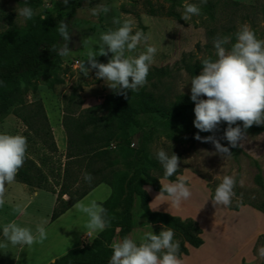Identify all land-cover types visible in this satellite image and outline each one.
<instances>
[{
    "label": "rangeland",
    "instance_id": "obj_1",
    "mask_svg": "<svg viewBox=\"0 0 264 264\" xmlns=\"http://www.w3.org/2000/svg\"><path fill=\"white\" fill-rule=\"evenodd\" d=\"M27 1L0 0V12L13 15L12 20H0V49L16 50L28 46L38 38H45L49 34L58 32L59 22L62 20L66 22L75 0H69L67 5L63 3V0H40V5L34 9L37 14L32 19L25 20L17 14L16 9L27 6ZM178 1L180 4L176 10L182 15L186 0ZM187 2L195 3L200 7V0H187ZM217 2L219 5L214 21H211L201 10L199 16H193L188 21L183 20V23L165 15L172 6L169 0H89L85 2L72 21V32L68 42L69 50L72 52L68 56H59L52 66V71H42L29 77L30 89L22 91L20 104L7 113H0V132L22 134L27 137V157L38 164L47 176L50 187L58 193L63 173L62 165L66 162L67 145L66 148L58 146L59 140L51 124L52 134L44 123L36 122L35 119H30V124H26L16 111L22 109V113L30 117L39 107L40 101L50 123L49 115L54 110L62 118L65 109L78 113L82 109L102 105L109 95L115 94L114 91L106 86L103 79L96 78L97 70H91L88 76H84L79 70L78 62L85 61V67L90 68L86 61L87 53L99 50L102 32L118 27L112 23L113 17L119 18L121 22L125 19L133 20L135 22L133 32L141 30L146 35H150L147 44L157 48L154 63L149 71L168 68L171 72V76L163 79L154 75L147 77V84L141 89L152 93L157 99L163 96L171 109L164 114L146 113L132 97H129L128 101L137 109L140 120L148 125L145 131L151 132L149 159H156V153L160 149H164L169 155L175 153L180 158L178 166L180 174L177 178L183 177L186 186L192 192L189 200L176 206L171 203L167 195L157 198L160 193L144 185L143 190L151 197L150 208L153 212L168 213L182 219H193L202 229L205 247H199V249L190 247L189 249H192L190 255L182 257V264H242L243 261L254 264L255 246L259 239L264 242V212L252 207L263 208L264 206V192L255 182L257 173L255 162L260 165L264 176V131L247 132V138L241 141L243 147L240 148L248 156L240 154L238 158L232 156L230 159H225L217 153L213 144L188 138L183 133L185 127L196 134L199 132L193 124L195 103L190 99V81L193 75L184 68L183 58L187 57L191 65H199L201 69L195 76L200 75L201 61L209 57L216 59L215 49L206 48V45L211 43L208 31L213 28H217L218 34L222 36H231V42L234 43L235 33L239 27L248 24L258 39H264V0H217ZM100 3L107 4L110 11L107 14H100L98 18L91 17L90 8ZM45 4L51 6L45 7ZM41 15H47V19L41 20ZM176 25L181 27L178 28ZM146 46L145 44L138 46L133 55L144 51ZM226 47L230 48L231 44ZM111 56L112 54L109 53L108 56H97L96 59L100 63H107ZM52 81L54 82L53 90L47 85V82ZM34 88H36L35 91ZM104 113L106 111L99 114ZM166 116L171 119L167 124H157L156 128L152 127V129L149 127L153 119ZM120 123L122 137L111 147L113 149L123 147V149L116 157L115 174L110 176L107 174V178L109 177L115 184V194H118L123 178L131 169L139 143L144 140L142 130L129 120L126 113L120 115ZM58 129L63 130L67 138L62 122ZM210 133L212 132H199V135L203 137ZM220 143L224 145L221 141ZM153 174L160 176L159 172H153ZM225 175L235 176L236 195L230 206H237L239 210L213 204L211 194L215 193L216 187ZM144 179L145 177H142V180ZM160 181L165 184L172 182L168 179H160ZM241 181H243L242 184ZM110 189L113 191L112 188ZM103 196L101 192H98L85 204ZM29 212L33 213V208ZM132 212L138 220V226L128 236L135 239L137 244L140 243V238L145 231H153L158 235L164 230L161 225L147 222V216L141 209L138 196L134 199ZM41 213V220L46 219L44 210ZM87 220L86 214L78 210L73 212L59 226L48 232V245L42 253L47 254L48 248H58L57 243H60L58 241H62L63 238L74 241L81 232L87 231L85 228ZM179 240L181 238L174 234V241ZM262 262L264 264V260Z\"/></svg>",
    "mask_w": 264,
    "mask_h": 264
},
{
    "label": "clouds",
    "instance_id": "obj_2",
    "mask_svg": "<svg viewBox=\"0 0 264 264\" xmlns=\"http://www.w3.org/2000/svg\"><path fill=\"white\" fill-rule=\"evenodd\" d=\"M68 2L69 0H63L65 5ZM200 3L206 4L207 0H200ZM50 6L45 4V7ZM183 7L181 18L184 21L201 14V8L195 3H188L186 0ZM89 11L91 17L98 18L102 13L107 14L110 7L100 3ZM16 12L25 20L32 19L37 14L29 6L18 8ZM40 19H47V15H41ZM112 23L118 27L101 33L102 43L99 50L87 53L86 61L90 68L85 67V61H79V70L84 76H88L91 70H97V79H103L116 95L126 97L128 91L137 92L147 84V76L154 63L157 48L147 44L150 35L141 30L133 32V20L125 19L121 22L119 18L113 17ZM57 27L65 43L52 45V50L58 56H68L72 52L68 47V25L62 20ZM231 41L232 37L227 35L217 34L213 38L216 59L209 57L201 61L202 72L193 76L190 81V99L195 103L194 127L199 132L215 133L220 123L226 122L228 127L220 139L227 140L231 148H236L243 147L241 141L246 140L250 127L254 124L264 125V39H258L250 26L243 24L235 33V42ZM141 44L147 45L145 50L133 55ZM229 44L231 47H226ZM109 53L112 56L107 63L97 61V56H108ZM201 96L207 98L201 99ZM238 121L242 122L243 127L237 124ZM199 132L194 136L196 140L213 144L216 152L225 159L232 157L230 148L222 145L215 135L201 137ZM27 148L26 136L0 132V207L5 204L6 185L16 182L18 170L26 159ZM156 159L164 169L165 178L177 173L180 158L175 153L169 155L164 149H160L156 153ZM83 179L91 183L93 177L85 172ZM236 183L234 175H225L215 189L213 204L230 206L236 195ZM161 184V192L157 198L167 194L171 203L176 206L192 196L183 177L176 182ZM73 207L88 217L85 224L88 236L103 232L110 226L111 218L108 217L107 210L96 200H91L88 204L77 201ZM15 211L21 215L26 214L25 209L19 205ZM47 223V219H42L37 225L36 234L28 227L19 226L15 220L5 224L2 230L5 242L0 243V247L7 248L9 243L21 248L42 244L47 239ZM109 247L112 250L109 264H182L179 258L180 244L179 241H174V232L170 228H164L158 235L153 231H145L139 244L131 236H125L122 241L115 239ZM258 255L264 259V246L258 249Z\"/></svg>",
    "mask_w": 264,
    "mask_h": 264
},
{
    "label": "trees",
    "instance_id": "obj_3",
    "mask_svg": "<svg viewBox=\"0 0 264 264\" xmlns=\"http://www.w3.org/2000/svg\"><path fill=\"white\" fill-rule=\"evenodd\" d=\"M89 0H75L66 19L69 28V34L72 32V21L76 17L79 9ZM172 3L171 8L165 15L183 23L182 15L176 10L180 4L178 0H169ZM41 3L40 0H28L26 5L35 9ZM219 5L217 0H207L206 4L200 3V8L211 21L216 19V9ZM237 5V4H235ZM264 13V7H263ZM12 20V14L0 12V20ZM218 34L217 28L210 29L208 36L211 43L206 48H214L213 38ZM63 37H60L59 31L41 37L28 46L16 50L5 51L0 49V113H7L19 105L22 91L30 89L29 77L42 71H52L55 60L59 57L56 51L52 50V45H62ZM184 68L193 76L197 75L201 67L197 64L191 65L187 57L182 60ZM157 76L160 79L171 76L168 68H157L149 71L148 76ZM60 82V81H59ZM62 82V81H61ZM54 82H47L51 90L54 89ZM36 88H34L35 91ZM132 97L146 113H167L171 107L163 96L158 99L144 89L137 92L128 91L127 96L109 95L102 105H96L87 109H82L78 113L65 109L63 124L67 134V152L66 162L63 166L60 191L56 193L50 187L49 180L38 164L27 157L23 166L18 170L16 182L25 184L29 188H36L57 194L56 205L52 214V221L57 220L70 210L77 201H81L90 192L100 184H106L112 188L111 196L105 202L101 203L107 210L108 217L111 218L110 226L101 232L92 243L83 245L81 248L70 251L65 256L57 259L51 264H109L112 250L109 247L114 239L128 236L133 229L138 226V220L133 214V204L136 196L140 198V206L147 216V222L153 225H161L164 228H170L174 234L181 238L179 240L180 250L179 258L189 255V248H199L204 244L202 238V229L193 219H182L163 212H153L150 208L151 197L143 190V186H148L155 192L160 193L162 185L160 179H168L172 182L178 180L180 172L169 178L164 177V171L157 159H149V142L151 141V132L145 131V125L140 118L136 108L128 101ZM39 107L30 117L22 113V109L16 111L17 115L23 119L26 124H30V119L36 122L44 123L50 134H52L49 119L45 113L43 104L39 101ZM25 106V105H24ZM174 106V105H173ZM172 106V107H173ZM106 111L100 115L99 113ZM127 115L130 121L138 126L142 132L144 140L139 143L133 157L131 169L126 177L123 178L121 188L118 194H115V184L107 178L115 174L116 157L121 154L123 147L113 149L111 145L119 141L122 137L120 115ZM77 114V115H76ZM167 116L161 119H153L149 124L150 128H156L155 125H165L169 122ZM241 127L243 124L238 121ZM236 125H233L235 127ZM228 127L226 122H221L215 133L205 136L215 135L220 139L224 130ZM264 131V125H253L247 132L260 133ZM186 137L193 139L196 133L188 128H183ZM225 147H229L234 158L240 154L248 156L240 147L231 148L227 140L220 139ZM257 173L255 182L264 192V176L260 165L255 162ZM90 173L93 177L91 183L83 179L84 173ZM153 172H159L156 176ZM142 177H145L142 180ZM215 193L211 194V198ZM167 195V194H165ZM67 197V199H66ZM252 206V205H251ZM262 212L263 208L252 206ZM231 210H239V207L229 206ZM118 231L116 232V230Z\"/></svg>",
    "mask_w": 264,
    "mask_h": 264
},
{
    "label": "crops",
    "instance_id": "obj_4",
    "mask_svg": "<svg viewBox=\"0 0 264 264\" xmlns=\"http://www.w3.org/2000/svg\"><path fill=\"white\" fill-rule=\"evenodd\" d=\"M50 124L52 126L53 131L55 132V136L58 138V146L66 148L67 138L64 134L65 132L60 131L58 128L62 122L63 117L59 116L56 111H52V114L49 115ZM64 127V124H63ZM65 128V127H64ZM65 130V129H64ZM101 192V195H104L103 198H95L98 203H103L111 196V189L106 184H100L97 188H95L92 192H90L85 198L81 201L86 203L88 199H90L94 194ZM67 199V197H66ZM57 194L41 190V189H31L25 184L15 182L11 185H6L5 192V204L3 207H0V243H4L3 240V226L13 220L21 227L30 228L34 234H36L37 225L40 223L42 218V211L44 210L46 214V219L48 223L45 227L47 232L54 230L60 223H62L66 218H68L73 212L77 211L74 207L68 210L64 215L59 217L57 220L52 221L51 217L53 214V210L56 205ZM151 203V202H150ZM45 204V205H44ZM19 205L23 207L26 211V214L21 215L15 211L16 206ZM33 208L34 214L29 212V210ZM94 233L91 236H88L86 232H81L75 240L63 238L62 241H58L57 247L60 248H48L46 253H42L45 250L47 243V239L42 243L33 244L31 247H23L20 246H12L10 243L7 248L0 247V264H51L55 262L57 259L65 256L70 251L81 248L83 245L92 243L93 240L98 237L100 234ZM260 237V236H259ZM262 237V235H261ZM50 244V243H49ZM53 247L55 244H51ZM206 242L200 247H205ZM264 246V242L262 239H259L255 246L254 253V264H263V260L259 259V255L257 253L258 248ZM199 249V248H198ZM192 249H189V255ZM242 264H247L243 261Z\"/></svg>",
    "mask_w": 264,
    "mask_h": 264
},
{
    "label": "water",
    "instance_id": "obj_5",
    "mask_svg": "<svg viewBox=\"0 0 264 264\" xmlns=\"http://www.w3.org/2000/svg\"><path fill=\"white\" fill-rule=\"evenodd\" d=\"M118 240L122 241L120 238H118Z\"/></svg>",
    "mask_w": 264,
    "mask_h": 264
}]
</instances>
